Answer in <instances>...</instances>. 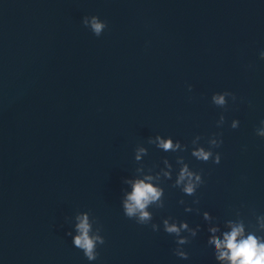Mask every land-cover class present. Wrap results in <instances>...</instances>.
<instances>
[{"label": "water", "instance_id": "water-1", "mask_svg": "<svg viewBox=\"0 0 264 264\" xmlns=\"http://www.w3.org/2000/svg\"><path fill=\"white\" fill-rule=\"evenodd\" d=\"M262 51L264 0H0V264H234L233 228L264 243ZM138 181L160 193L143 221Z\"/></svg>", "mask_w": 264, "mask_h": 264}, {"label": "clouds", "instance_id": "clouds-1", "mask_svg": "<svg viewBox=\"0 0 264 264\" xmlns=\"http://www.w3.org/2000/svg\"><path fill=\"white\" fill-rule=\"evenodd\" d=\"M85 25L89 24V21L85 19ZM90 27L93 34L97 37L101 35L102 30L105 28V23L100 22L97 17L93 16L90 22ZM260 58L264 60V51L260 53ZM190 89V86H189ZM231 93L225 91L223 95H214L213 99L215 104L224 105L225 104V96L230 95ZM264 123V121H261ZM261 136H264V132L260 133ZM161 146L164 149H170L173 147L171 141H161ZM197 158L207 161L210 152H205L203 149L196 151L193 153ZM221 160V156L217 155L216 163L219 164ZM192 173L188 172L187 168L183 169L180 174V180H184L185 176L191 177ZM199 179V177H197ZM194 186L191 182L188 183L185 188V192L191 194L193 192ZM160 193L153 188L149 184H145L143 181H138L134 186L133 193L128 197V202L125 203V208L128 216H132L136 211H140L141 213V221L149 218V214L143 209H145L146 205L150 201H154L158 199ZM167 224V222H165ZM182 227H187V225H182ZM80 230V235L76 236L74 239V243L77 247L85 250V254L89 260L95 259L93 254L94 242L93 239L89 238L88 230L89 225L87 223V217L85 216L81 223L78 225ZM168 232H178L179 229L175 226H168ZM242 235V228L236 227L233 228L230 234L225 236L224 242H216L217 248H226L228 252H221L220 259L232 260L234 264H264V243H258L257 239L253 236H249L247 239L237 240L238 236ZM103 243V240H101ZM230 252V255H229Z\"/></svg>", "mask_w": 264, "mask_h": 264}]
</instances>
